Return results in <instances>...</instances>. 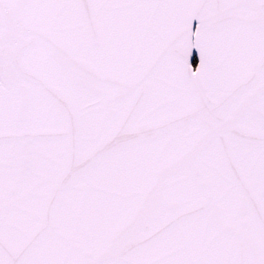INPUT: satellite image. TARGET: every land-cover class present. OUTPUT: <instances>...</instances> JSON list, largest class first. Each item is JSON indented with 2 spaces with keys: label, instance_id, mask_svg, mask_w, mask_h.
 I'll return each mask as SVG.
<instances>
[{
  "label": "snow or ice",
  "instance_id": "obj_1",
  "mask_svg": "<svg viewBox=\"0 0 264 264\" xmlns=\"http://www.w3.org/2000/svg\"><path fill=\"white\" fill-rule=\"evenodd\" d=\"M0 264H264V0H0Z\"/></svg>",
  "mask_w": 264,
  "mask_h": 264
}]
</instances>
